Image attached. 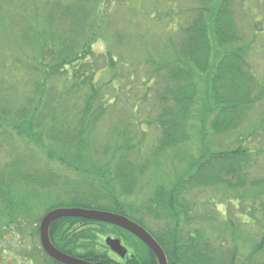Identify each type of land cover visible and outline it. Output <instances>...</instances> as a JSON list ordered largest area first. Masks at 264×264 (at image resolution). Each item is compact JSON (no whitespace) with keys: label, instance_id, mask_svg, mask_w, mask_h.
<instances>
[{"label":"trees","instance_id":"trees-1","mask_svg":"<svg viewBox=\"0 0 264 264\" xmlns=\"http://www.w3.org/2000/svg\"><path fill=\"white\" fill-rule=\"evenodd\" d=\"M120 1L125 0H0V72L7 71L6 67L15 61L24 79H35L32 92L25 85V90L17 91L21 99L9 103L12 98L2 99V93L10 88L8 75L0 73V137L10 140L8 147H17L13 173L4 171L10 164L0 167V222H20L49 198L53 202L39 208L45 210V215L57 209L77 208L125 216L154 237L169 264H264V200L256 203L258 197H264V178L252 171L257 154H264V150L252 149V139L264 136V123L252 126L249 133H241L238 145L225 150H216L210 138L242 128L251 120L255 101L264 98V87L249 65L247 49L233 48L242 41L236 28V1L196 0L201 5L185 12L192 13V22L182 27L177 36L169 34L165 38L155 28L152 32V24L169 18L161 14L160 8L170 0H134L133 12L145 17L150 34L116 32L109 36L112 28L107 14L110 7L123 10ZM136 5L142 9L137 10ZM149 5L157 7L156 14ZM142 21L141 18L138 23ZM8 27L11 31H5ZM256 31L261 34L264 27L258 26ZM156 36L160 48L141 59V73L144 86L153 84L157 88L154 91L161 111L153 123H144L162 131L156 154L185 145L195 137L201 153L182 177L157 183L150 202L136 207L129 205L126 198L135 191L137 174L144 175L149 165L141 168L128 161L137 149L131 139L116 143L115 155L123 152L117 163L88 168L82 156L92 142L94 126L107 112L105 101L95 108L103 85L119 96L124 80L135 81L141 68L140 63H128V53L134 51H124L121 46L137 47L142 43L146 47ZM101 41L108 47L101 55L104 63L94 50ZM102 68L104 81L97 79ZM63 95L86 98L85 105L71 109L64 104ZM133 110V117L140 112ZM20 139L36 148L28 149L23 144L20 147L15 143ZM5 147L0 141V148ZM70 153L75 154L73 162L66 160ZM23 163H30L35 173L23 172ZM61 168H68L78 178L67 182L68 177L58 173ZM23 183L24 191V187L19 190ZM217 188L245 191L235 197L236 201L221 202L231 205L237 220L247 218L238 225L234 219L228 221L222 229L224 237L210 235V226L194 227L200 221L204 226L212 221L204 218L205 214L195 215L199 208L217 206L215 199L197 200L198 191L212 190L218 195L221 192ZM136 208L143 215L155 217L162 230L150 229L143 218L136 217ZM233 210L242 212L235 214ZM244 224L257 235L248 234L246 228L247 238L239 236ZM78 226L83 229L78 231ZM110 236L122 238L126 249V243L133 242L128 243L133 251L127 258L111 253L106 245ZM50 239L62 253L90 264H158L144 243L102 222L61 218L52 224ZM42 252L45 254L43 249ZM45 257L48 264H59Z\"/></svg>","mask_w":264,"mask_h":264},{"label":"rangeland","instance_id":"rangeland-1","mask_svg":"<svg viewBox=\"0 0 264 264\" xmlns=\"http://www.w3.org/2000/svg\"><path fill=\"white\" fill-rule=\"evenodd\" d=\"M135 1H120L119 3L122 4L121 8H123V10L120 11H116V9L113 10L111 7L109 8L110 10L108 11L107 18L111 22L110 28H112V33L109 36L113 37L116 32H127L131 35H136L133 33L141 35H147L151 33L148 31L151 27H149L148 23H146L145 17L141 14L133 12ZM235 1V12L237 17L236 28L238 32H241L242 34V41L238 42L236 45L234 44L233 48L237 50L243 46L247 49L249 54V65L252 70L256 72L257 78L262 82V86L264 87V32L259 34L256 31L258 26L261 28L264 27V0ZM200 5L201 3L197 2L196 0L167 1V3L161 5L160 11L162 15H166L169 18L165 19L163 23H153L152 32H155V28L159 30V35H162L164 38L169 34H175L173 36H177L181 31V28L193 20L192 13L187 14L185 12L193 8L196 9ZM149 7L152 8L151 10L154 12V14H156L157 7L154 5H149ZM136 9H142V7L136 5ZM174 11L177 13L176 17H174ZM141 18L143 21L138 23V20ZM10 28L11 27L6 28L5 31H9ZM158 38L159 36L153 37L151 42L148 41L150 43L146 47H144L142 43L137 47L128 45H125L126 47L121 46V49L124 51H134V53H128L131 55V57H128L127 59L128 63L136 62V64L140 63V66L144 64L141 63V59L143 57L145 58V55L147 54H155L156 49L158 50L160 48L158 44ZM107 49V44L104 41L94 45V50L97 52L96 54L100 56V59L103 63L104 58L101 55H105ZM161 53H163V51ZM10 63L11 64L6 67L7 71H1L0 73L2 75H8L6 80L8 84L7 86L10 87L7 88L9 90L5 89V91L2 93V99L7 97V99L12 98L13 101H9V103H12L21 99L19 98L20 95L17 94V91L25 90V85L27 86L29 92H32V85H35V79L33 76H27L28 79H24L23 75L18 72V70L21 68L17 65V63H15V61H11ZM140 66H138V68ZM142 69L143 67L141 66V68L137 70V78L135 81L131 82L126 79L124 80V86H122L123 88H121L118 92L119 96L115 95L112 89L109 90L108 86L103 85L100 99L96 103L95 108H98L101 103L105 101V104L108 105L106 110L107 112H105V115H103V117L99 120L98 124L94 126L95 130L93 131V136L91 139L92 142L89 144L87 151L82 156L84 157V165H87L88 168H91L93 164H98L100 167H102L109 162L117 163L121 159L123 152L120 151L117 155H115L117 147L116 143L122 139L129 141L132 140L133 144L137 145V149L134 151V154H131V158L128 161L138 164L140 167L145 166L147 163L149 165L148 167H145L146 173L144 175L137 174L138 179L136 181L135 191L131 196L126 198V202L129 203V205L136 207L144 206V204H148L150 202L151 195L157 183L176 181L178 178L182 177L190 169L192 162L197 159L201 153L199 139L198 137H195L193 141L185 145H180L179 147L171 149L164 154H156V149L159 146V141L162 137V131L159 127H156L153 124L151 127H147L145 123L146 121H151L152 123L155 121L161 111V103L154 91L156 87H152L153 84L151 87L143 85L144 77L141 73ZM99 72L100 73L98 74L99 76L97 75V79L104 81L106 79L104 75L105 71L102 68ZM124 73L125 72H120V74ZM146 85L148 84L146 83ZM261 90L262 88L260 91ZM55 93L57 94L59 92L56 90ZM89 94L90 93L87 95ZM147 94H149V96L146 97ZM61 98H63L64 104L67 107L69 106L71 109L74 105H85L84 101L86 100V98L69 95H63ZM133 109H138V111H140L139 114L136 112L137 115L134 117L132 116V112L134 111ZM250 119L251 120L249 122L236 131L217 136L211 135L210 138L212 143L214 142L216 150H225L227 148H231L232 146L238 145L240 142L239 137L241 136V133H249L254 129L253 128L251 130L252 126H258L264 123V98H260L257 102L255 101ZM145 129H147V131ZM261 135L262 134H260L259 138L256 140L252 139V143L254 145L252 149L255 151L264 150V136ZM7 139L4 140L3 136L0 137L2 144L6 145L5 149L0 148V167L2 168L10 164L8 165V168L6 167L7 169H4V171L7 170L8 172L13 173V164L15 163L14 159L17 155L15 149H17V147H8V145L11 144L10 140ZM15 143H20V147H23V144L28 149L36 148L35 144L30 145L28 144V141H24L22 139L15 140ZM74 156V153H70L66 157V160L68 162H73ZM257 157L258 159L255 163V166L252 168V171L254 172L253 175L264 178V154H257ZM23 164L26 169L23 171L24 167L22 166L20 169L21 172L23 171L27 173L28 171L31 173V175L32 173H35L36 170H32V168L29 166L30 163L29 165H27V163ZM58 173L61 175V177H68L70 181L65 178L67 182H71L73 179L78 178L77 175H75L76 173L70 171L68 168H61ZM16 180L18 181V177ZM54 185L55 184L52 183V187ZM25 187L26 183H23L19 185V190L23 188L22 191H24ZM217 190H220L221 192L218 195H215V192H212V190L198 191L200 196H198L197 200H199L200 197L203 200L215 199L217 206L210 208L201 207L199 208V212L196 211L195 214H198L200 217L205 214L204 218H210V220H212L211 222H206L205 226L201 221L194 225V227L200 229L210 226L208 227V233L212 236L219 234L223 235L224 230L222 229H224V226L227 227V222L232 219L236 220L234 223L235 225L247 221V218H243L242 221L237 220L235 216L232 215L231 205L221 203L223 201L225 202L226 200L228 202L231 199L236 201L235 197L245 194V191H230L225 188H217ZM248 191L251 193V189L247 190V192ZM263 200L264 197H258L256 203H261ZM52 202L53 201L48 198L43 202L42 207H36L37 210L33 211L31 215L29 212L28 217H24V219H22L20 222H15L12 224L10 223L11 219L8 221L4 219L5 222H7L6 225L2 221L0 222V264H48L45 257L46 254L42 252L40 235L38 233V230L40 232L41 222L46 215L44 213L45 210L39 208H45L48 203ZM136 210L138 212L140 211L137 208ZM234 212L235 214H238L242 211L235 210ZM136 217L143 218L144 223H146L150 229L154 230V232L157 230L160 232L162 230V227L159 226V222L154 219L155 217L152 218L149 215H143L140 212L136 213ZM94 228H96V230L98 229L97 226ZM246 228L249 230L248 234L252 232V234L257 235L256 231L250 229L249 226L246 227V224H244L240 230L239 236L240 234L242 237L247 235ZM76 229L81 231L83 226H78ZM224 235L222 237H224ZM236 237L238 238L237 235ZM107 238L123 240L118 236H110ZM128 243L133 244L132 241H128ZM128 243H126L125 246L127 247V250H129L128 255H130L133 250Z\"/></svg>","mask_w":264,"mask_h":264},{"label":"water","instance_id":"water-1","mask_svg":"<svg viewBox=\"0 0 264 264\" xmlns=\"http://www.w3.org/2000/svg\"><path fill=\"white\" fill-rule=\"evenodd\" d=\"M61 218H79L90 221L102 222L119 227L142 241L156 256L158 264H169L166 253L154 237L143 227L131 221L123 215L86 209H57L47 214L40 226V242L47 256L59 264H90L62 253L52 244L50 228L52 224ZM107 246L121 258H125L128 250L117 239L108 238Z\"/></svg>","mask_w":264,"mask_h":264},{"label":"flooded vegetation","instance_id":"flooded-vegetation-1","mask_svg":"<svg viewBox=\"0 0 264 264\" xmlns=\"http://www.w3.org/2000/svg\"><path fill=\"white\" fill-rule=\"evenodd\" d=\"M112 254L116 255L114 252H111ZM118 258H120V256L116 255ZM128 256V255H127ZM127 256L125 258H127Z\"/></svg>","mask_w":264,"mask_h":264}]
</instances>
